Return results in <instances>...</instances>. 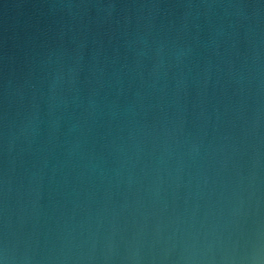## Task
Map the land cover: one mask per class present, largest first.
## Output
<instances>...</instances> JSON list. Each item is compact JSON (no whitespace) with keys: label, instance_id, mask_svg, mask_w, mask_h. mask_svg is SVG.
<instances>
[{"label":"water","instance_id":"obj_1","mask_svg":"<svg viewBox=\"0 0 264 264\" xmlns=\"http://www.w3.org/2000/svg\"><path fill=\"white\" fill-rule=\"evenodd\" d=\"M11 264H264V0H0Z\"/></svg>","mask_w":264,"mask_h":264},{"label":"clouds","instance_id":"obj_2","mask_svg":"<svg viewBox=\"0 0 264 264\" xmlns=\"http://www.w3.org/2000/svg\"><path fill=\"white\" fill-rule=\"evenodd\" d=\"M0 264H11L8 249L6 246L0 249Z\"/></svg>","mask_w":264,"mask_h":264}]
</instances>
